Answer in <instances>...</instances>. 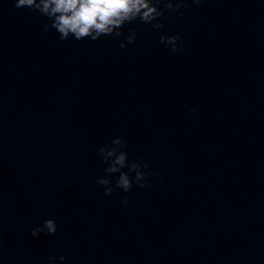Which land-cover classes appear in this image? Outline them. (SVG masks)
Returning a JSON list of instances; mask_svg holds the SVG:
<instances>
[{
  "label": "clouds",
  "instance_id": "obj_1",
  "mask_svg": "<svg viewBox=\"0 0 264 264\" xmlns=\"http://www.w3.org/2000/svg\"><path fill=\"white\" fill-rule=\"evenodd\" d=\"M202 0H191L192 4H200ZM163 3L164 7L160 5ZM188 6V0H15V7H28L41 16L47 17L51 23L44 24L45 31L55 29L62 40L69 36L75 40L90 39L96 41L102 36L114 35L124 36L123 28L126 24L139 19L142 23L149 24L156 31L164 28L161 17L166 13L179 12L180 9ZM183 13L175 19L182 18ZM136 41L135 29H129L125 40L120 42V47L125 48ZM181 35L161 34L159 42L170 47L173 53L183 51L180 44ZM195 111V109H193ZM126 143L122 137L113 139L109 144L98 149V155L102 157L106 175L97 177V184L104 187L105 195H111L117 189L124 192L131 190L133 183L138 187H150L145 183L149 173L146 171L149 165L144 157L129 160L126 150ZM128 171H122L124 168ZM135 173L133 178L130 173ZM113 173H119L112 183ZM156 175V173H152ZM127 204V197L122 199ZM57 232V224L54 219H46L43 224L32 228L31 235L39 236L41 233L54 235ZM49 257V261L55 260ZM58 259L65 260L64 255Z\"/></svg>",
  "mask_w": 264,
  "mask_h": 264
}]
</instances>
